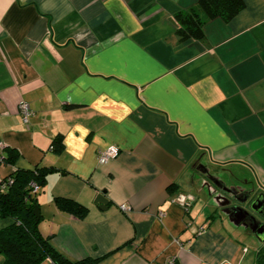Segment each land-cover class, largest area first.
<instances>
[{
    "label": "crops",
    "instance_id": "crops-1",
    "mask_svg": "<svg viewBox=\"0 0 264 264\" xmlns=\"http://www.w3.org/2000/svg\"><path fill=\"white\" fill-rule=\"evenodd\" d=\"M196 2L0 0V182L50 168L38 227L69 259L254 264L264 251L247 220L212 203L202 173L246 201L264 193V0H244L232 19L205 20L202 40L181 42L174 16ZM109 145L118 155L98 164ZM102 192L105 209L94 202ZM181 194L193 197L186 206ZM11 222L0 218V229Z\"/></svg>",
    "mask_w": 264,
    "mask_h": 264
},
{
    "label": "trees",
    "instance_id": "trees-1",
    "mask_svg": "<svg viewBox=\"0 0 264 264\" xmlns=\"http://www.w3.org/2000/svg\"><path fill=\"white\" fill-rule=\"evenodd\" d=\"M243 6L244 0H197L194 7L175 14L176 34L181 42L200 41L204 37L205 20L220 18L228 21ZM60 143L59 137L54 138L51 148L57 150ZM7 160L13 163L14 156L10 155ZM48 171L50 168L17 169L8 176L11 182H7L4 188L0 187V218L12 219L9 225L0 229L2 264H40L46 259L52 264H94L98 260L69 259L52 245L50 236L40 231L41 216L33 213L34 207L38 206L37 195L32 192L30 184L33 182L41 186ZM53 203L58 210L76 218L84 217L87 211L84 206L63 197H54ZM254 264H264V251L256 253Z\"/></svg>",
    "mask_w": 264,
    "mask_h": 264
},
{
    "label": "water",
    "instance_id": "water-1",
    "mask_svg": "<svg viewBox=\"0 0 264 264\" xmlns=\"http://www.w3.org/2000/svg\"><path fill=\"white\" fill-rule=\"evenodd\" d=\"M206 178H208L213 187L207 181H204L205 184L208 186V195L211 196V201L214 205L220 207V210L223 214H225L229 219L233 222H238L241 220L238 214L244 213L247 215L248 224L258 241L264 240V222L259 221L255 215L251 212L262 214L264 212V193L261 192L257 194L254 198L251 199L248 209H245L238 203L242 204L246 201V197L240 199L238 196V186L227 187L223 184V182L212 178L207 169H204L202 172ZM95 203L98 204L99 208L105 209L106 208V198L102 193H99L94 200ZM33 213L35 216H38V206H35L33 209Z\"/></svg>",
    "mask_w": 264,
    "mask_h": 264
},
{
    "label": "built area",
    "instance_id": "built-area-1",
    "mask_svg": "<svg viewBox=\"0 0 264 264\" xmlns=\"http://www.w3.org/2000/svg\"><path fill=\"white\" fill-rule=\"evenodd\" d=\"M18 112L20 114V117H21V121L27 125V122H28V118L29 116L32 114V111L28 105L27 102L21 100L19 103H18ZM5 148V145L4 143L0 140V164H2L3 162V155H2V150ZM118 155V148L114 145H109V146H106L105 148L101 149L98 151L97 153V162L98 164H105L107 163L108 161L116 158V156ZM4 180V182H3ZM7 182H11V180L6 177L4 179H2V181L0 182V187L1 188H4L7 184ZM30 187L32 189V192L33 193H37L38 190H39V186L35 183H31L30 184ZM192 196L190 195H178L176 197V201L183 205V206H186L188 202H190L192 200ZM120 208L122 210H126L127 208L121 204L120 205ZM169 264H172L171 261L169 262Z\"/></svg>",
    "mask_w": 264,
    "mask_h": 264
},
{
    "label": "flooded vegetation",
    "instance_id": "flooded-vegetation-1",
    "mask_svg": "<svg viewBox=\"0 0 264 264\" xmlns=\"http://www.w3.org/2000/svg\"><path fill=\"white\" fill-rule=\"evenodd\" d=\"M257 194H259V193H258V192L255 193V194H254V197H255ZM238 196H239L240 199H243V198L245 197V195H244V196H243V195H241V196L238 195ZM250 201H251V200H250ZM250 201H248V202H246V203H243V204H240V203H238V204L241 205L242 207H244L245 209H248V205H249ZM251 213H253V214L255 215V217H256L259 221L264 222V212H263L262 214H257V213H254V212H251ZM238 216H239V218L243 219L244 221L248 220V219H247V215H244V213H240V214H238Z\"/></svg>",
    "mask_w": 264,
    "mask_h": 264
},
{
    "label": "rangeland",
    "instance_id": "rangeland-1",
    "mask_svg": "<svg viewBox=\"0 0 264 264\" xmlns=\"http://www.w3.org/2000/svg\"><path fill=\"white\" fill-rule=\"evenodd\" d=\"M221 173V172H220ZM221 175V174H220ZM240 194V193H239ZM244 196V195H243ZM258 243H260L261 245H263L264 246V241H257Z\"/></svg>",
    "mask_w": 264,
    "mask_h": 264
}]
</instances>
